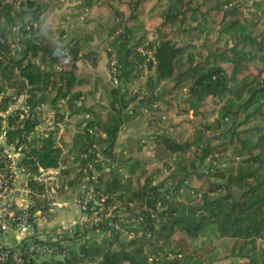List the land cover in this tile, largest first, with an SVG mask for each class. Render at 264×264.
I'll return each mask as SVG.
<instances>
[{
	"label": "trees",
	"instance_id": "trees-1",
	"mask_svg": "<svg viewBox=\"0 0 264 264\" xmlns=\"http://www.w3.org/2000/svg\"><path fill=\"white\" fill-rule=\"evenodd\" d=\"M16 1L5 0V5H0V17L8 24L12 21V12L19 17L25 6L36 5L38 16L55 11L68 0H47L39 7L36 0H19V9L12 10ZM148 1L94 0L92 13L97 11L114 20L109 48L105 50L108 60L114 57L120 69L121 60L114 46L118 42L125 43L130 48V58L135 61L133 74L139 79L143 75L144 58L136 47L145 41L149 45L157 44L156 65L152 74L146 75L143 85L145 93L141 102L146 101L148 105L141 108L147 107L148 116L157 119L170 116L174 110L173 117H177L174 126L179 125L182 121L179 116L187 110H177L173 100L153 98L150 93L161 82L157 92L164 96L185 87L192 111V118L186 120L200 124L186 140L176 139L166 128L152 133L154 165L151 168H148V160L134 154L142 145L132 141L128 144L126 163L102 173L106 177V188L97 189L107 195L103 206L114 204L115 208L109 218H102L90 227L107 235L106 249L96 262L202 264V258L212 247L210 243L195 245V237L176 223L185 207L188 223H214L219 237L232 240V255L247 257L250 250L244 253L242 249L246 243L264 240V63L259 69L254 66L257 60L264 62V27L258 23L264 4L252 0V4L246 6L252 9L243 10L245 0H167L162 26L170 25L171 33L167 35L157 28L152 39L130 44L129 21L145 11ZM77 3L74 11L90 6L88 0ZM124 5L131 9L128 16L119 9ZM42 23L39 21V26ZM116 30L119 33L115 34ZM51 31L49 24L46 32L32 31L33 34L24 38V48L17 57H8L7 46L0 43L6 51L0 58V76L19 77L30 84L31 124L40 123L39 105L46 104L54 112L53 126L44 127V134L35 138L24 159L31 171H36L38 166L56 167L62 162L61 171L72 174V184H78L86 177L91 178L96 153L105 154V141L99 138L105 134L106 141L112 139L109 132L120 110L102 79L92 78L84 69L87 65L94 67L99 58L90 45L94 28L87 34L58 42L50 37ZM214 32L217 38L211 40ZM196 40H201L202 45ZM91 80L93 85L100 83L108 97L105 112L94 111L83 102L91 92ZM123 93L129 94V90L126 88ZM138 95L135 93L132 98ZM61 99H64V110L58 106ZM77 114L82 116L72 121V116ZM68 115L69 121H65ZM62 124L61 133L57 135ZM227 152H230L229 157ZM204 160L209 162L206 174L199 178L204 189H193L189 205L184 199L175 198L174 191L191 176H196ZM122 168L128 174L125 180L119 172ZM164 171L166 176L156 182V177ZM136 172L134 179L132 175ZM168 181L174 183V190L167 194L161 192L160 187ZM214 193L219 195L211 198ZM120 209H125L123 214L128 213L136 220L134 227L127 228L121 223ZM179 230L182 235L174 238ZM114 244L118 245L114 247ZM27 264L50 263L31 259ZM238 264H264V252H254L252 258Z\"/></svg>",
	"mask_w": 264,
	"mask_h": 264
},
{
	"label": "built area",
	"instance_id": "built-area-1",
	"mask_svg": "<svg viewBox=\"0 0 264 264\" xmlns=\"http://www.w3.org/2000/svg\"><path fill=\"white\" fill-rule=\"evenodd\" d=\"M77 2L68 0L65 3ZM19 3V0L14 2L12 10L19 9ZM0 5H5V0H0ZM29 11L25 7L19 17L12 12L9 24L0 17V43L7 46L8 57L20 55L24 38L39 27L41 20L36 15L38 8L35 14ZM117 33L119 30L115 31ZM156 46L145 41L136 47V51L144 58L141 67L145 75L152 74V68L156 65ZM3 53L6 51L0 47V58ZM116 63L114 57L109 59L108 69L114 84L121 81V70ZM29 90L30 84L26 79L0 76V264L58 259L76 241L92 240L105 234L98 228L90 227L102 218H109L115 208L114 204L103 206L107 195L97 189L90 177H86L84 180L87 182L78 196L80 215L73 221L56 220L57 206L54 200L64 176L61 171L64 164L61 162L56 167L48 168L38 166L36 171H31L28 162L24 161L35 138L44 134V127L53 126L54 112L44 115L43 104L39 105L40 123L31 124L33 112ZM131 92L142 96L145 88H133ZM63 105L64 99H61L58 106ZM62 127L63 124L59 126L57 135L61 133ZM89 201L92 203L87 206ZM127 219L134 227L136 220L130 214Z\"/></svg>",
	"mask_w": 264,
	"mask_h": 264
},
{
	"label": "rangeland",
	"instance_id": "rangeland-1",
	"mask_svg": "<svg viewBox=\"0 0 264 264\" xmlns=\"http://www.w3.org/2000/svg\"><path fill=\"white\" fill-rule=\"evenodd\" d=\"M45 1L47 0H36V4L39 7ZM88 1L90 3L89 8H86V9L84 8L83 10L74 11L76 8V5L79 3H65L60 8H58V9L63 10L61 13H57V11L55 10L53 12H47V14L44 13V14L39 15L38 18H40V20H42L43 23L36 30H34V32H36V34L39 32H46V27L49 24L50 29L52 30L50 37L58 42L63 38H65L63 39L64 41L68 40V38L73 37L77 34H81V33L87 34L88 31L94 28L95 37H94V40L90 42V45L98 53L103 54L104 56L103 62H100L98 68L95 69V71H92L91 70L92 68H90L89 66H86L84 68L85 72H88L90 70L93 76L96 75L97 73L99 75H102V74L106 75L104 77L108 80V83L114 84L111 79V74L108 69L109 60H108V57L105 51L106 47L109 48L108 47L109 42H110L109 34L113 28L114 20L112 17H109V15H104L103 17H100L97 11L95 13H92L93 5L96 3L94 2V0H88ZM257 1H261L264 4V0H257ZM250 4H252V0H245L242 5V9L251 10L252 8L246 9L247 8L246 6ZM167 5H168L167 0H149L148 2L145 3V11L142 14L138 15L136 18L131 19L129 21V25L131 28V31L128 34L130 44H133L137 41H141V39L143 40L152 39L154 37L153 34L155 30H157V28H160L167 35L171 33L170 25L162 26V14L166 11ZM25 7L28 10H30L29 11L30 13L33 12L35 14L36 5L35 6L28 5ZM119 9L123 10L126 16H128L131 11L128 5L120 6ZM99 21L104 24V27L101 28L97 26V23H99ZM259 22L263 28L264 27V13H262L261 19L258 20V23ZM60 30H62L63 33H59ZM31 34L33 33L31 32ZM211 37H212L211 40H215L217 38L216 33L214 32ZM177 38H179L178 35H177ZM223 39L224 37L219 39L220 44L222 43ZM201 40H196L197 44L202 45ZM115 45L116 46L113 45L114 49H116L120 59L122 58L124 62L128 61L129 53L126 52L128 55H124L125 50L128 46L125 45V43H121V42H118ZM206 46L208 47V45ZM206 49L207 48L205 47L204 51H206ZM106 62H107V65L105 64ZM263 63L264 62H262L261 60H257L254 66L259 69L263 66ZM120 64H121L120 69L122 70V74L120 76L121 81L117 85L121 86L120 88L122 90L127 88V90H129V94L123 93L121 94L122 97L118 95L119 100H118V103L116 104L120 108H122L123 107L122 105H124L123 107L124 112H128L132 108H134L135 116L129 125V129H130L129 132H132V133L135 131L136 132L134 134L128 135L127 138H131L130 140L123 139L124 142L122 143L123 144L122 146L120 145L116 146L115 148L116 156L123 157L124 158L123 161L125 162L126 158H128L129 156L128 144L131 143L132 141H137L139 142V144L142 145V149L139 152L134 151V154H138L139 156H141V158L148 160L150 162V165L148 168H151V166L154 165L153 164L154 161L152 159L153 158V153H152L153 143L151 140L152 133L156 131L161 132L163 131L162 130L163 128L164 129L166 128L167 131L176 139L186 140L190 138V136L195 131L194 128L199 127L200 123L188 122L186 120V118H192V111L189 110V105L187 102L188 96L186 94V88L182 87L178 92L172 95L164 96L162 92L161 93L157 92L158 87L163 82L159 83L158 85H155L150 95L153 96V98H158V99H160V97L164 99H171L173 100L175 108L177 110H185V111L187 110V113L186 112L182 113L181 116H179V118H181L182 121L179 125H176V126H174V124L176 123L175 118L177 117L175 118L173 117L175 113L174 110L170 116L162 117L161 119H157L156 116L149 117L148 116L149 110L146 111L145 109L147 107L143 109L141 108L142 104L148 105V103L146 101L143 103L141 102L143 98L141 95L136 97L135 99L132 98L133 93L131 92L133 88L137 90L141 88V86L144 85L146 75L143 73V75H141V78L139 79L135 78L134 74H132L129 77H126L124 76V72L128 74L127 72H129L128 71L129 68H125L123 70L124 67L122 66V63ZM80 66L82 67V65ZM102 66L103 68L101 69ZM106 69H108V74L106 72ZM134 72H135V69H134ZM90 86H91L90 94L86 95L83 98V102L85 103V106L90 107L94 111L105 112L106 110H108V107H107L108 97L106 96L101 84L98 83L97 85L98 87L96 88L92 85V82H91ZM108 89L110 90V88ZM130 101H132L133 103H131ZM159 104L161 103L159 102ZM154 108L156 109L158 107H154ZM77 120L78 119H75V118L72 119V121L74 122H76ZM148 120L153 122V123H150L152 125L149 124ZM208 120L210 119L208 118ZM65 121H69L68 118H65ZM158 128H161V129H158ZM124 143L126 144L124 145ZM98 153H99L97 157L98 159H104V160L107 159V156L102 151H99ZM229 155H230V152H227L226 156L229 157ZM208 166H209L208 160H204L198 167V170L196 171V176H191L184 184H182L179 188H177V191H174L176 193L175 198L184 199L186 204L189 205L188 202L192 199V194L194 191L193 189L195 188L204 189V183L201 182V179L199 178H202L203 174H206ZM121 172L123 175L124 172H126L125 168H122ZM166 174H167L166 171L160 173V175L156 177L155 181L156 182L160 181L164 176H166ZM136 175H137V172L136 174L132 175L134 179ZM69 176L72 177V174H69ZM125 178L126 177L122 176V180H125ZM139 181L140 183L142 182L141 180ZM173 190H174V183H171L170 181L166 182L162 187H160V191L167 193V194L170 191L173 192ZM218 195L219 193H214V194H211L210 197L215 198ZM181 210H182V213L178 216L176 223L180 227H182L185 231H187L189 234L195 237L194 244L197 246L203 245V243L211 244L212 251L202 258V261H203L202 264H207L208 260L210 261L209 264H230V262L238 264V263H242L244 261L249 260V258H252L254 256V252H257V251L264 252V240L256 239L255 241H248L246 245L242 248L244 253L248 249L250 250L247 252L248 254L247 257L232 255V253L230 252V248L232 246V240L228 238L219 237L216 232L214 223L200 222L197 225H192L188 223L186 219L187 208L185 207ZM119 211H122L121 213H123L125 209H120ZM127 215L126 214L122 215L121 223L125 225L126 227H130V226L132 227L133 225L127 219ZM181 235H182V231L180 230L176 231L174 233V238L180 237ZM128 236H130V234L127 235L126 237ZM122 237L126 238L125 236H122ZM80 240H83V239H80ZM117 245L118 244H114V247H116ZM92 264H98V263L94 261Z\"/></svg>",
	"mask_w": 264,
	"mask_h": 264
},
{
	"label": "crops",
	"instance_id": "crops-1",
	"mask_svg": "<svg viewBox=\"0 0 264 264\" xmlns=\"http://www.w3.org/2000/svg\"><path fill=\"white\" fill-rule=\"evenodd\" d=\"M57 13H61L63 10L56 9ZM47 14V13H46ZM100 17H103L100 15ZM98 27H104V24L99 21L97 23ZM95 33L93 34L94 40ZM116 46V45H115ZM94 49V48H93ZM129 53V55L127 53ZM99 54V58L97 60V63L94 67L89 66L92 68V71H95V69L98 68L100 62H103V54ZM128 55L129 59L128 61L124 62L121 60L122 66L125 68H129L128 74H126L124 71V76L129 77L134 73V63L135 61L130 58V48L127 47L125 50V54ZM127 57V56H126ZM107 65V62L105 63ZM103 66L101 67V69ZM106 72L108 74V69H106ZM105 72V73H106ZM86 73H89L92 78L100 77L104 84L107 85L108 88H110V93L114 97V100L116 103H118L119 97L123 94L124 90H122L117 84H109L108 80L104 77L106 75H99L98 73L93 76V74L90 72V70ZM93 85V80L90 81V85ZM98 85V84H97ZM96 84H94V87H98ZM91 87V86H90ZM122 91V92H121ZM122 97V96H121ZM133 103L132 101H130ZM144 105V104H142ZM118 106V105H117ZM124 107V105H122ZM123 107L119 108L120 112L117 115L116 121L113 123L112 128L109 132L110 137L112 138L109 141H106L105 134L100 136V140H104V151L105 155L107 156V159H98L96 160V163L92 166V176L91 181L97 188L105 189L106 188V177L102 175V173L109 168H114L116 166H120L122 164H125L123 157L116 156V146L123 144V139H131L127 138L128 135L134 134L135 132H129V125L132 122L134 116H135V110L132 108L128 112L123 111ZM62 110H64V105L60 107ZM51 110L48 109V106L46 104H43V113L49 114ZM70 115L66 116L65 118H69ZM82 115H74L72 116L75 119H79ZM131 128V127H130ZM146 132V131H144ZM128 140V141H129ZM126 143H124L125 145ZM125 149V148H123ZM120 158V159H119ZM122 160V161H121ZM119 172L121 174V177H126L128 174L124 172L122 175L121 169H119ZM72 177H70L68 174H64V176L61 178L60 186L56 192L55 195V204L57 206V212H56V220L59 222L61 221H73L75 220L81 213V207L78 202V196L80 189L86 184L87 181L83 180L82 182L78 184H72L71 182ZM107 246V235L103 234L100 235L92 240H78L74 243L73 246L69 249V251L63 255L62 257L58 259H50L48 262L50 264H91L94 261L96 262L101 258L103 255L105 249ZM39 262V261H38Z\"/></svg>",
	"mask_w": 264,
	"mask_h": 264
},
{
	"label": "water",
	"instance_id": "water-1",
	"mask_svg": "<svg viewBox=\"0 0 264 264\" xmlns=\"http://www.w3.org/2000/svg\"><path fill=\"white\" fill-rule=\"evenodd\" d=\"M91 203H92V201H89V202L87 203V206H89Z\"/></svg>",
	"mask_w": 264,
	"mask_h": 264
}]
</instances>
